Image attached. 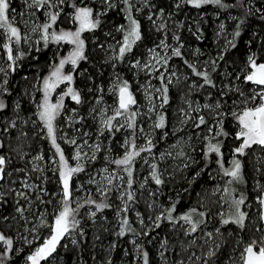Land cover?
Masks as SVG:
<instances>
[{
  "label": "trees",
  "instance_id": "1",
  "mask_svg": "<svg viewBox=\"0 0 264 264\" xmlns=\"http://www.w3.org/2000/svg\"><path fill=\"white\" fill-rule=\"evenodd\" d=\"M57 1L60 0L54 2L52 0L54 5ZM118 1L62 0L58 5L61 12L56 25L65 19L67 13L83 5L92 8L94 19L100 20L97 28L85 32L86 59L80 60L70 85L79 93L81 102L76 103L70 95H64L62 104L65 105V109L67 106L70 109H78L73 120L87 124L89 88L98 89L101 85L104 87L109 85L108 76L112 62L107 61L108 52L102 48L104 44L119 41L116 44L118 54L114 60V70L116 75L130 77L135 69L131 64L132 60L139 57L143 48L159 44L165 39L171 48L166 55L165 66L167 71L177 74L181 80L177 84L180 78L174 83L175 76L171 83L160 79L162 89L166 86L167 92L161 94L163 105L156 115L155 127L160 115L165 117V123L162 128L156 127L158 135L154 146L158 151L167 143L171 144L176 157L166 162L157 159L153 161L152 165L156 167L155 169L151 167L152 172L155 171L163 182L157 185L152 173L149 178L152 186L161 190V197L159 195L150 197L146 192L144 195L131 193L133 197L131 202L134 206L127 207L126 211L116 212L121 201L117 198L113 186L103 195L90 192L77 208V213L82 216L83 213L92 210L97 213L95 219L82 218L80 231L75 232V243L61 241L52 256L42 260L41 264H144L143 252L148 253V264H164L166 259L168 264H176L179 259L189 257L197 260L199 264H242L241 254L244 247L252 241H257L259 245L261 238L264 237V229L261 204L257 201L261 189L256 190L253 186L256 167L252 164L250 153L252 149H246L243 154L234 153L241 140L236 138L238 132L236 126L239 124L232 113L235 106L238 107V103L243 101L241 93H246L251 86L255 87L252 82L245 81V75L252 71L249 56L257 62L264 63V0H221L223 6L204 4L200 7L190 5L186 0L184 2L150 0L151 9H148L146 14L137 15L141 39L132 45L131 50L126 52L123 58L119 55L120 42L127 32L129 24L127 17L131 14L135 19L136 9L132 3L135 0H128V3L122 0L121 4L116 3ZM9 2L10 16L13 9L22 10L24 7L19 0ZM177 4L180 6L176 7ZM42 8L35 7L36 12L32 18L36 17L38 21L45 20ZM148 13L153 20L159 21L158 28L152 25V19L146 18ZM161 24L164 25L163 28L160 27ZM17 25L21 27L20 24ZM121 25L125 26L123 31L118 30ZM63 26L68 24L64 23ZM176 37H179V40ZM177 47L180 49V56L174 55L173 50ZM19 49L18 60L15 63L9 61L5 73L1 72L0 68V101L6 105L4 109H0V156L6 161L5 180L0 182V232L13 241L11 248L0 244V264L25 263L27 254L31 253L38 243L37 240L27 243L33 228L32 218L37 220L35 231H44V227L40 225L45 220L54 219L63 196L60 167L52 170L48 165L53 155L59 161V153L56 152L47 129L45 128L44 133L38 129L44 125L39 119V105L44 96L43 81L50 75L52 65L61 52L50 40L45 45L43 39L38 46L26 47L20 44ZM4 53L3 36L0 35V59L4 57ZM196 72L208 73L211 84H206L204 77L196 75ZM165 95L168 98L167 103L163 101ZM184 98L192 100L200 109L194 115L193 123L191 121L188 123L191 127L188 133L197 135L198 132V139L188 141L182 139L174 145L176 135L171 127L172 124L176 127V123L181 120L178 111L182 108ZM212 103L213 106L220 105V108L216 107V112L210 110L212 113L210 114L205 105ZM65 109H61L57 115L55 121L57 130L62 124L61 113ZM218 113L219 116H215ZM201 116L206 123L196 127ZM210 124L215 134L205 139V132L199 133L198 130L209 128ZM219 131L226 135L217 136L216 133ZM164 134L166 138L163 140ZM108 136H111L114 142L119 134L112 130ZM60 142L62 141L56 138V143L63 147L61 149L64 155H68L71 149ZM209 142L219 144L221 149L219 155L222 154L224 163L228 162L231 155H235L241 161L242 182L233 181L231 185L228 184L232 178L224 176L222 170L224 167L218 165L219 160L215 161L218 153L208 152ZM115 153L114 161L120 155L119 149L116 148ZM190 157H193V162L188 166ZM31 158H40L39 161L44 167L43 176L38 180V171L32 170ZM134 162L137 169L135 173L133 172L134 176L132 175L135 178L132 186L138 187L135 174L140 169V164L136 160ZM94 165L97 164H90L87 167L90 169ZM163 167L166 174L163 173ZM27 174L34 181L33 185L27 186L28 182H21L20 179H27ZM168 174H172V177ZM260 177L263 180V176ZM80 180L84 183V179ZM219 184L222 186V194L215 192ZM73 185L76 187L75 178ZM36 186L39 191L37 195ZM10 187L16 190H10ZM226 187L230 195L224 192ZM241 197L244 198L242 210L246 212L243 226L231 220L224 224L222 221L226 218L219 215L220 204L223 201L228 206L227 218L233 219L231 212L235 207L232 206V201ZM151 198L159 199L158 202L165 206V212L156 223L159 226L155 225L153 230L147 231L135 220L133 210L136 208L143 216L156 215L158 210L149 212L148 200ZM101 203L107 206L98 209L97 205ZM18 208H22L23 212H18ZM173 208L172 219L169 220L167 219L169 210ZM193 209L196 210L193 214L194 222L202 223L198 224L195 232L188 231L186 234L179 227L180 217L182 213L186 214ZM198 213H204V216L201 217ZM178 214L179 216H176ZM102 217L109 219L110 222L106 223ZM124 219L128 220L127 226L122 225ZM212 222L215 224L207 228L215 229L212 240H193L199 235L203 225ZM122 227L125 234L120 236ZM217 229L219 231H216ZM37 234L35 232V235ZM132 236L136 237L137 244H131Z\"/></svg>",
  "mask_w": 264,
  "mask_h": 264
},
{
  "label": "rangeland",
  "instance_id": "2",
  "mask_svg": "<svg viewBox=\"0 0 264 264\" xmlns=\"http://www.w3.org/2000/svg\"><path fill=\"white\" fill-rule=\"evenodd\" d=\"M10 1V0H9ZM55 0H53L54 2ZM20 3L24 4V7L22 10H12V15L10 16V20L13 23L14 27L19 28L22 39L19 43H16L15 40L11 42V47H12V55H13V60L11 62H16L19 58L20 55V44L26 46V47H33V46H38L39 42L41 40L42 36V30L40 28L37 29V31L33 32L31 29L33 26L36 25H43L44 23L48 22L51 23L49 20L48 13L49 12H61V8L58 6L60 4V1H57L55 3V7H49L47 5L43 6V14L45 16V20L38 21V18L32 16L35 14V6L29 7V4L31 3V0H28V3L25 2V0H19ZM52 2V3H53ZM122 0H119L116 3L121 4ZM150 0H135L133 1V7L136 9L135 13V20L138 21V16H141L142 14H146V11L151 9L149 5ZM80 7H89L88 5H83L79 6ZM90 8V7H89ZM55 9V10H54ZM76 11V10H75ZM75 11L69 12L65 15V19L60 21V24L58 23L57 25L54 23L52 27L49 29V33L51 32H56L59 34L61 31H72L75 32L78 27H79V22L74 20L75 16ZM98 16V15H97ZM150 17V14L148 13L146 15V18L148 20ZM35 18V19H34ZM160 18V17H159ZM94 19V17H93ZM152 19V18H151ZM64 23L68 24V26H63ZM152 25H156L157 28L159 26V21L157 19L153 20L152 19ZM17 24H20L21 27H18ZM89 30L86 29L84 32L81 33V39L84 41V56L85 55V50H86V41H85V32ZM0 35L3 36V48L5 50L4 57L0 59V68L1 72L5 73V70L8 67L9 60L7 56V48L4 47L6 43H9L8 41V34L4 30H0ZM49 40L53 42L55 48L57 47L60 50V54L58 56L57 61L55 60L54 65H52V70L51 73L55 70V68L59 65V61L61 59H64L68 56L70 52L73 51L74 45L71 43H68L66 41H60L59 43L52 41L51 38L49 37ZM161 41H163L168 47L161 48L158 47L160 45ZM159 44H154L151 47H148L146 49L143 48L141 54L136 60H132V65L134 66V71L132 76L130 77H125V75H116L115 70H114V60L117 56V51H116V44L119 43L115 42L114 44L112 42L108 43H103L104 47H102L108 54L107 56V61L112 62V69L109 71V85L107 87L102 86L98 89L94 88H89L90 92V99L88 100V107L86 110V116L88 119L87 124L86 123H81L79 120L74 121L73 118L75 117V113L78 112V109H70V107L67 106L65 109V105L63 104L62 108L59 109L58 114L60 113L61 109H65L64 112L61 114V119H62V124L58 127L57 130V125H56V118L53 121V126L55 129V136L58 141H62L65 143L71 151L69 152L68 155H65L66 160L69 163L70 167H76L78 164L83 168L82 175H80L81 172L79 173H74L72 176V179L70 181V190H71V199L69 201V206L72 209H75V215L74 219L78 222L74 228L70 229V234H65V236L60 240L59 244L63 240L67 241H75L76 234L75 232L80 231L81 223H82V218L86 219H95V215L97 214L95 211L88 210V212L83 213L82 216H80L77 213V208L84 202V199L89 196L90 192L94 191L96 193H99L100 195H103L104 193L107 192V190L113 186V189L116 192V196L119 199L120 204L119 207H117V211L123 210L125 205L127 207H133L134 204L131 202V200H128L125 196L127 194L133 193V194H140L144 195L146 192L148 196L150 197H155L156 195L162 194L160 189H156L155 187L152 186L151 179L149 178L150 174L152 173V164L155 159L160 160L162 162H166L167 160H173L175 159V153L171 149L172 145L168 144L156 151L155 146H154V141L155 138L157 137V129L155 127V120H156V115L161 111L163 102L161 100L162 93L163 91H157V90H162L161 86V80L160 77L164 76L165 82H170L173 80L172 78L175 76L173 82L175 83V80L177 81L180 76L177 74H174L173 72L167 71V68L165 64L163 63V58H166L167 53H169L170 45L166 40H161ZM113 44V46H112ZM120 47L123 44V40L120 42ZM107 45V46H106ZM134 45V44H133ZM173 48V47H172ZM150 50H154L150 51ZM155 53V54H154ZM158 54V55H157ZM80 61H78L76 66H73L71 63L65 64L63 68V74H71L74 78L76 75V72L78 70V64ZM139 62V64H137ZM257 62V61H256ZM258 64L260 62H257ZM50 73V75H51ZM49 75V76H50ZM48 76V77H49ZM159 79V81H158ZM181 78L176 82L177 84L180 82ZM73 81V80H72ZM71 81V82H72ZM184 81V79L182 80ZM71 82L64 81L60 83L53 91L50 93V102L55 104L59 102L60 97L64 93L67 92L68 87H70ZM127 83L129 90L131 91L134 99L136 100V104L131 105L129 108L128 113H125L123 116L117 117L115 120L112 121V128L109 129L107 125L105 124V121L108 120V118L112 117L115 114L116 109L119 107V88L124 85V83ZM169 84V83H168ZM0 88H1V83H0ZM251 89L246 91V93H243L244 97H250L253 94V91H259L260 86L255 85V87H250ZM114 95V97H113ZM110 96H112L110 98ZM241 96V95H240ZM112 98L114 100H112ZM242 100L243 97L241 96ZM44 99V96H43ZM43 100L41 101L42 104ZM256 103H259V97H257ZM239 106H235L233 112L239 114L241 110L245 107V104L243 101L238 103ZM209 107H205L206 110H214L215 112L217 105L215 104L213 106L206 104ZM198 105L194 103L192 100H187V98H184L183 100V105L182 108L178 111V116L181 118V120L176 123V127L172 124V129L174 130V134L176 135V141L174 145L177 143L181 142L182 139L185 140H197L198 139V132L195 133H188V131L191 129V127L188 125V123L191 121L193 123L194 115L196 112H199L200 109L197 107ZM248 107H252L253 105L249 103L247 105ZM220 108V105L219 107ZM41 109H39L40 111ZM69 112H67V111ZM135 113V128H128L127 124L130 122V114ZM215 116H219V113L216 114ZM60 119V120H61ZM44 123V122H43ZM121 125H123L121 127ZM209 128L206 129H201L198 130L199 133L205 132L204 133V138L207 139L210 135H214L215 131L213 130V126L211 124L208 126ZM46 126L45 124L42 125V128L39 127V132H46L45 130ZM211 128V132H209V129ZM47 129V128H46ZM118 129V130H117ZM237 131L239 132L240 127L239 125L236 126ZM112 130L115 131V133L119 134V137L113 142L111 139V136L109 137L108 134L112 133ZM182 133H181V132ZM111 132V133H110ZM180 132V133H179ZM237 132V133H238ZM108 133V134H107ZM195 135V136H193ZM107 136V137H105ZM113 137V136H112ZM163 140L166 138V134L162 136ZM237 137V135H236ZM161 139V138H160ZM241 142L238 144V147L242 143ZM72 141H75L73 144ZM149 141H151V151H141L139 156L134 157L132 164L130 166H124V165H115L114 160H113V155L117 154L115 153L116 148L119 149L120 155L117 156L116 160L122 159L124 155L126 154L127 151H133L131 148V143L134 142L136 148V151H139L141 148H149ZM62 142L61 145H62ZM98 146V147H97ZM63 149V147H61ZM82 148V149H80ZM251 150V156H252V164L256 167V174H254V189L258 190L261 189L260 195L257 197V201L260 202L262 193L264 192V186H262V183L264 182V147L259 146V145H253L250 147ZM249 148V149H250ZM78 150H81L80 153V159L77 160L76 153ZM194 150V148H193ZM64 152V151H63ZM115 153V154H114ZM217 160L218 165L223 169H231L233 167V160L238 159L235 155H231V157L228 158V162L222 161V154L217 155ZM40 158H31V165H32V170L38 171L37 172V180L43 176V170L44 167L40 163ZM138 161L140 164V169L137 170L136 172V180L138 187H133L132 183L135 181L133 172L135 173L136 167H135V162ZM188 166H190L193 162V157H190L189 159ZM239 160V159H238ZM240 161V160H239ZM241 163V161H240ZM90 164H97L94 165L92 168H88L87 166ZM48 165L51 167L50 169L56 170V167H60L61 170V165H59V161L57 158L53 155V157H50L48 161ZM242 165V163H241ZM5 166V165H4ZM125 167H131L132 175L131 177L128 176L127 172H125L123 169ZM242 168V167H241ZM106 170V171H105ZM163 173L166 174L165 167L162 168ZM80 175V176H79ZM263 176V180H261ZM168 176L172 177V174H168ZM27 179H20L21 182H28V185H33L34 181H32L31 176L26 175ZM75 178L76 180V187L73 185V179ZM80 178L84 179V183L80 180ZM112 178V183H108V179ZM131 179L132 183L129 186L128 181ZM5 180V179H4ZM19 180V181H20ZM3 180H0V182ZM151 183V184H150ZM60 185L62 187V180L60 181ZM222 186L219 184L215 192L217 194H222ZM9 189V188H8ZM143 189L144 191L142 192ZM10 190H16L15 188H11ZM38 187H35V195L38 194ZM63 194V192H62ZM123 197V198H122ZM59 201V206H58V211L56 213V216L59 214V212L63 209V196ZM158 200H155L154 198H151L148 200L149 202V212H154L155 210H158L156 215H148V216H143V213L138 212L136 208L133 210V215L135 216V220L139 223L142 228H146L147 231H151L154 229L158 217L161 218L162 214L165 212V206L158 202ZM129 202H131L129 204ZM261 204V203H260ZM240 210H242V206H240ZM228 206L225 205L222 201L220 204V210H219V215L225 216L227 220L233 221L232 218L228 219L227 218V213H228ZM186 212V211H185ZM95 213V215H93ZM246 213V212H245ZM231 216H235L236 214V209L234 208L231 212ZM184 213H182V216ZM55 216V217H56ZM176 216H179L176 215ZM55 217L51 221H43V224L40 225L41 227H44V231L41 232V230L35 231V223L37 224V220L32 218V231L30 233V238L28 239L27 243L30 244L32 242H35L37 240V245L34 246L33 250L31 253L27 254L25 263L24 264H31L30 261H28V256L32 255L35 251V249L39 246H41L46 239H48L51 235V229L52 226L55 223ZM103 218V217H102ZM103 220H106L107 222H110L109 219L103 218ZM108 220V221H107ZM194 221V220H193ZM210 222V221H208ZM215 223H206L203 225L202 228L199 230V235L195 236L193 240H212L213 238V231L214 230H208V226L213 225ZM40 227V228H41ZM179 227L183 229V231L188 234V231H190V225L186 223L183 220H180L179 222ZM219 230V229H218ZM217 231V230H216ZM35 232L38 234L35 235ZM44 232V233H43ZM43 233V235H42ZM208 233H211L212 235L209 236ZM0 234H2L0 232ZM204 234V235H203ZM41 236V237H40ZM26 237V235H25ZM40 237V238H39ZM24 238V237H23ZM36 238V239H35ZM39 238V239H38ZM209 238V239H208ZM131 244H137L136 242V237L132 236L130 237ZM0 244L5 247L6 244H4L3 241H0ZM58 244V245H59ZM57 245V247H58ZM56 247V249H57ZM246 247H244L245 250ZM258 249V248H257ZM56 251V250H55ZM54 253V252H53ZM52 253V254H53ZM51 254V256H52ZM162 255V253H161ZM167 260V259H166ZM164 260V264H168L167 261ZM242 261V259H241ZM42 262V261H41ZM197 260H194L192 257H189L187 259H179L176 264H199L197 263ZM243 264V261H242Z\"/></svg>",
  "mask_w": 264,
  "mask_h": 264
},
{
  "label": "snow or ice",
  "instance_id": "3",
  "mask_svg": "<svg viewBox=\"0 0 264 264\" xmlns=\"http://www.w3.org/2000/svg\"><path fill=\"white\" fill-rule=\"evenodd\" d=\"M26 3H28V0H25ZM62 2V0H60ZM107 2V0H106ZM125 3H128V0H124ZM181 2H184V0H181ZM186 2L190 5H193L195 7H200L204 4H216L221 5V0H186ZM49 6V7H55V5L52 3V0H31V3L29 4V7L35 6L36 8H40L43 6ZM180 5L177 4L176 7H179ZM223 6V5H221ZM9 8H10V2L9 0H0V30H4L8 34V41L9 43H6L4 45L5 48H7V56L8 60H13L12 55V47L11 42L15 40L16 43H19L22 39L21 32L19 28L14 27L13 23L10 20L9 15ZM131 5H129V11H130ZM14 12V10H13ZM58 12H49V20L51 23H44L43 25H36L32 27V31H37L38 28L42 30V36L41 39L44 40L45 45H47L49 41V37L52 41H55L59 43L60 41H66L68 43H71L74 45V49L72 52L68 54V56L64 59H61L59 61V65L55 68V70L51 73V75L46 78L43 81V89H44V99L40 107L39 111V119L44 122L48 134L51 137V142L55 146L56 152L59 153V163L61 165V170L59 172V176L62 180V192H63V209L59 212V214L55 217V223L52 226L51 229V235L48 239L44 241V243L37 247L32 255L28 256V261L31 262V264H41L42 260H45L47 257L51 256L53 252H55L57 245L59 244L60 240L65 236V234H70V229L74 228L76 224L78 223L74 219V215L76 210L72 209L69 206V201L71 199V190H70V181L72 179V176L74 173H79L83 171V168L78 164L76 167H70L68 161L65 158L64 152L62 151L59 144L56 143V136H55V129L53 126V121L55 120L56 116L58 115V111L60 108H62L63 104V98L62 95L60 97L59 102L53 104L50 102V93L53 91L60 83L64 81L71 82L73 80V76L71 74H63V68L65 64L71 63L73 66H76L78 61L86 59L84 56V41L80 38L81 33L84 32L86 29H95L99 26L100 20L98 18L93 19V9L89 7H80L77 8L75 11L74 20L79 22V27L75 32L72 31H61L59 34L56 32L49 33V29L52 27V25L56 22L58 19ZM128 21L129 24L127 25V32L124 35L123 38V44L119 48V55L121 58H123L124 54L131 50L132 45L136 43V41H139L141 39V32H140V24L137 20L133 19L131 14L128 15ZM151 19V17H149ZM161 28L164 27L163 24L160 25ZM125 26L121 25L118 30L123 31ZM239 35V33H237ZM177 40H179V37H176ZM158 47L161 48H167L168 46L161 41L160 45ZM153 51L154 50H150ZM175 56H180L181 52L180 49L177 47L174 50ZM155 54V53H154ZM158 55V54H157ZM249 62L250 67L252 71L249 74L245 75V81L246 82H252L253 84L260 86L259 91H253V94L250 97H244L243 93H241V96L243 97V103L245 104V107L241 110L239 114L233 112V117L238 121L240 130L237 133V139H242V143L239 147L234 149V153L236 154H243L246 149L250 148L253 145H259L264 147V63H257L256 60L249 56ZM163 63L167 64V58H163ZM139 64V62H137ZM196 75L203 76L206 84H211V80L208 78V73L206 72H196ZM161 80L164 79L163 76L160 77ZM157 91H163L164 93L167 92V87L165 86L162 90ZM64 95H70L71 99L74 100L76 103H80V95L78 92L74 91L72 87H68L67 92L64 93ZM257 97H259V103H256ZM164 103L168 102V98L165 95L163 98ZM251 103L253 106L248 107L247 105ZM136 104V100L134 99L132 93L129 91L128 85L125 82L122 87L119 88V107L116 109L115 114L108 118L107 121H105V124L109 129L112 128V121L115 120L117 117L123 116L125 113H128L129 108L131 105ZM5 104L0 101V109L5 108ZM162 106V105H161ZM205 107H209L208 105H205ZM219 107V105H217ZM135 113L130 114V122H128L127 127L128 128H135ZM165 123V117L163 115L159 116V122L156 124V127L162 128L164 127ZM206 121L204 120L203 116L199 117V122L196 125V127H199L200 125L205 124ZM123 125H121L122 127ZM118 130V129H117ZM209 132H211V128L209 129ZM217 136L220 135H226V133H223L222 131H219L216 133ZM74 144L75 141H72ZM149 143V148H141L139 151H136L134 142L131 143V148L133 151H127L126 154L122 159L115 160L114 163L117 165H124V166H130L132 164V161L134 157L139 156L141 151H151V141ZM98 147V146H97ZM221 149L219 144H213L211 142L208 143V152L209 153H220ZM77 160L80 159V153L77 151L76 157ZM6 161L3 156H0V180L4 179V165ZM233 167L229 169H223V175L231 177L232 179L228 181V184L231 185L233 181H239L242 182V176H241V163L238 159L233 160ZM153 169H155V165H152ZM125 172H127L128 176L131 177L132 171L131 167H125L123 169ZM106 171V170H105ZM152 176L155 180V183L157 185L161 184L163 181L160 179V177L157 175L155 171L152 172ZM108 183H112V178L108 179ZM132 181L129 179L128 184L131 185ZM225 193H229V189L226 187L224 189ZM22 195V194H21ZM123 198V197H122ZM127 199L131 200L133 199L132 194H127ZM89 203H95L94 201H89ZM260 203L264 205V198L260 200ZM244 204V198L241 197L240 199H235L232 201V206L236 209V214L233 218V222L237 225L243 226L244 219L246 216V213L240 210V206ZM107 205L101 203L97 205L98 209H103ZM124 211L127 210V206L125 205ZM173 209L169 210V215L167 219L171 220V211ZM18 212H23L22 208L17 209ZM196 213V210L193 209L190 212L184 214L180 217L181 220L185 221L190 225V231L195 232L197 230L198 224L202 223V221H193V214ZM95 215V213H93ZM199 216L203 217L204 213H198ZM159 219V217L157 218ZM264 219V217H262ZM224 224H228L229 220H223ZM123 226L128 225V220L124 219L122 221ZM159 226L158 224L156 225ZM131 231V229H129ZM217 231H219L217 229ZM125 234L124 227L121 228V231L119 232L120 236H123ZM209 236H211V233H208ZM0 241H3L4 244H6L9 248H11L13 241L11 239H7L3 234H0ZM75 243V241H73ZM258 247V250H257ZM142 258L144 261V264H148V253L143 252ZM241 259L243 261V264H264V238H261V241H252L248 246H246L244 252L241 254Z\"/></svg>",
  "mask_w": 264,
  "mask_h": 264
},
{
  "label": "water",
  "instance_id": "4",
  "mask_svg": "<svg viewBox=\"0 0 264 264\" xmlns=\"http://www.w3.org/2000/svg\"><path fill=\"white\" fill-rule=\"evenodd\" d=\"M130 91V90H129ZM131 92V91H130ZM264 198V192L262 193L261 199ZM262 217H264V205L261 204V220H262V224H263V229H264V219H262ZM264 238V237H263ZM258 250V249H257Z\"/></svg>",
  "mask_w": 264,
  "mask_h": 264
}]
</instances>
